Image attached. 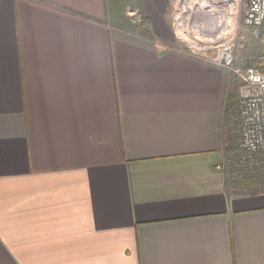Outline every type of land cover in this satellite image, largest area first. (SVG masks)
I'll list each match as a JSON object with an SVG mask.
<instances>
[{
	"label": "crops",
	"instance_id": "1",
	"mask_svg": "<svg viewBox=\"0 0 264 264\" xmlns=\"http://www.w3.org/2000/svg\"><path fill=\"white\" fill-rule=\"evenodd\" d=\"M170 1L0 0V264H264V191L214 167L228 71Z\"/></svg>",
	"mask_w": 264,
	"mask_h": 264
},
{
	"label": "built area",
	"instance_id": "2",
	"mask_svg": "<svg viewBox=\"0 0 264 264\" xmlns=\"http://www.w3.org/2000/svg\"><path fill=\"white\" fill-rule=\"evenodd\" d=\"M235 12L234 29L229 38L217 42L215 52L194 47L208 55L210 61L230 72L238 82L235 125L226 126L224 157L215 164L224 171L234 188L264 191V65L262 69L244 65L255 58L244 55L247 41L256 46L264 41V0H228ZM132 22L145 27L146 18L135 9L127 11ZM239 29L249 31V39ZM210 47V48H211ZM255 52V51H254ZM238 53V58L236 56ZM256 53V52H255Z\"/></svg>",
	"mask_w": 264,
	"mask_h": 264
},
{
	"label": "rangeland",
	"instance_id": "3",
	"mask_svg": "<svg viewBox=\"0 0 264 264\" xmlns=\"http://www.w3.org/2000/svg\"><path fill=\"white\" fill-rule=\"evenodd\" d=\"M182 2L183 1H180V0H171L170 1L169 11H170V14L173 16L172 19L174 20V23H175V26H176V30H177V26H178V20L176 18L177 13L178 12H180V13L183 12V14H185V15H187L189 17V22L187 20V24L185 26H183V27L181 26V28L183 30L181 28H180V30L183 32V34L184 33L187 34V36H193V33H192L193 31L190 30V24H191L190 21L192 22V26L193 27L195 26V27H198V28H201V26H203L202 24H206L207 20L202 19L200 16H202V14H203L204 16H202V17H205V13H202L201 11L203 10V6L207 5V4L203 3V0H202V3H203L202 5H201V3L197 2V0L192 2V5H190L191 2L187 3V0H186V2H183V3ZM180 4H183L182 5L183 8L180 6ZM216 4L214 5L215 10L217 9L216 7H218V9L221 10V12L224 11V7L225 6L226 7L228 6V3L225 4V3H221L219 1L218 2L216 1ZM197 6L199 7V8H197L198 10L196 9ZM200 8L202 9L201 11H199ZM130 9H133V8H128L127 11L130 10ZM207 19H209V21H208L209 23L207 25V29L206 30L210 31V32H208L210 34H208V35L205 34L206 36H201V35H198V33L196 32V36H195L196 38L194 37V39H196V41H198V39L199 40L202 39V40H204V41L209 43V47H211V46L212 47H216L217 43H212V42H216L218 40L214 39L215 35H211L212 33H214V32H211V30L213 29L212 31H214L218 27H217V24H215L216 22H214L215 20L212 18L211 14H209ZM233 22H234V20H233ZM218 25H219V23H218ZM234 28L235 27L232 26L231 32L234 31L236 33L237 28L236 29H234ZM239 32H241L242 34H245L248 37V39H249V31H245V29H239ZM229 34L230 33H227V36ZM178 35L183 40V42L188 43L187 40L189 38H186L184 35H181L179 32H178ZM209 37L210 38L213 37L214 41H209L207 39ZM246 44H247L248 48L243 53H244V55H247V56L251 55L250 51H252V52L261 51L262 48L264 47V45H263L264 42H262V41H260L256 46L250 40H248ZM212 47L208 49L209 55L212 52H215V50H216V48L213 49ZM235 54H237V56H236V59H237L239 57L238 53H235ZM226 81H227V84H226V87H227V90H226L227 91V101L226 102H228L226 104V126L229 124V126L231 127V124H234L235 121L237 120L236 116H237V102H238V82H237V79L230 72H226Z\"/></svg>",
	"mask_w": 264,
	"mask_h": 264
},
{
	"label": "bare ground",
	"instance_id": "4",
	"mask_svg": "<svg viewBox=\"0 0 264 264\" xmlns=\"http://www.w3.org/2000/svg\"><path fill=\"white\" fill-rule=\"evenodd\" d=\"M181 1V0H180ZM183 2H186V0H182ZM195 0H187V3L188 2H191V4L190 5H192V2H194ZM216 1L218 2H221V3H225V2H227L228 0H203V3H205V4H207V5H204L203 6V10L200 8V10L199 11H201L202 13H205V17H202V16H204L203 14H202V16H200L202 19H205V20H207V23L206 24H202L203 26H201V28H199V30H193V29H195V26L193 27L192 25H191V27H190V29L193 31L192 33H193V36H187L186 34H183V32H182V35H184L186 38H189L188 39V41H189V43L192 45V46H194V47H197V48H199V47H202V48H210L209 47V43L208 42H206V41H204V40H202V39H198V41H196V39H194V37L196 36V32L198 33V35H201V36H206L205 34H210V33H208V32H210V31H208V30H206L207 29V25H208V21H209V19H207L208 18V16H209V14H211V16H212V18L215 20L214 22H216L215 24H217V27L218 28H216V30H214V31H212L211 30V32H214V33H212L211 35H215V38L214 39H216V40H218V41H216V42H212V43H217V42H221V41H224V40H226L227 38H229V35L227 36V33H231V30H232V26H234V22H233V20L235 21V12H234V10H233V8L231 7V6H225L224 7V11L223 12H221V10H219L218 9V7H216L217 9L215 10V8H214V5L216 4ZM182 2V3H183ZM197 2H199V3H201V5L203 4L202 3V0H197ZM226 4V3H225ZM224 4V5H225ZM183 5V4H182ZM196 5V4H195ZM217 5V4H216ZM211 6V7H210ZM197 8H199L198 6L196 7V9ZM198 10V9H197ZM184 17H185V15H184ZM188 16H186V18H187ZM213 22V23H214ZM218 23H219V25H218ZM221 27V28H220ZM209 29V28H208ZM227 36V37H226ZM199 37V36H198ZM196 38V37H195ZM209 41H214V39H213V37L212 38H207Z\"/></svg>",
	"mask_w": 264,
	"mask_h": 264
},
{
	"label": "trees",
	"instance_id": "5",
	"mask_svg": "<svg viewBox=\"0 0 264 264\" xmlns=\"http://www.w3.org/2000/svg\"><path fill=\"white\" fill-rule=\"evenodd\" d=\"M261 41L264 42L263 40H261ZM250 54L253 55V56H255V58L252 59V60H250V61H248L244 65V67L254 66L256 68L262 69L263 68V65H264V47L262 48L261 51H256V53L250 51Z\"/></svg>",
	"mask_w": 264,
	"mask_h": 264
}]
</instances>
